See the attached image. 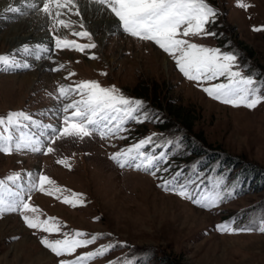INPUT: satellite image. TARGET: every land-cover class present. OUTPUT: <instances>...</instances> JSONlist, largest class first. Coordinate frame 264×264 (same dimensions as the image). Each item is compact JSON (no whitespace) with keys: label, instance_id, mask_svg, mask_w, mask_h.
Returning <instances> with one entry per match:
<instances>
[{"label":"rangeland","instance_id":"374dc122","mask_svg":"<svg viewBox=\"0 0 264 264\" xmlns=\"http://www.w3.org/2000/svg\"><path fill=\"white\" fill-rule=\"evenodd\" d=\"M35 1L23 4L20 13L0 10V55L14 54L20 63L31 65L11 71L0 67V116L23 110L34 120L60 128L63 113L57 111L62 107L55 98L57 89L60 85L75 87L84 80L98 81L104 87L114 85L126 97L143 101L144 106L137 113L141 122L131 120L125 125L127 131L120 133L124 139H101L94 134L82 141L59 140L52 145L57 150L49 154L0 152V180L14 172L43 173L68 190L58 194L61 199L40 192L32 193L31 198V203L44 213L41 219L51 216L62 223L61 233L31 229L19 213L0 218V264H59L61 259L74 258L101 245L113 247L89 264H161V256L178 264H264V233H222L217 228L225 223L235 228L258 227L264 217V187L260 188L264 181L234 193L237 186L233 175L229 178L228 174H220L214 165L202 169L197 155L185 149L186 143L199 144L251 162L264 171V102L249 109L212 99L195 82L187 80L158 46L119 29L101 44L99 34L84 24L92 33L95 48L85 52L56 49L51 23L44 18L45 33L51 37L46 45L52 50L51 58L41 55L36 59L23 49L12 50L1 37L23 17L33 23L37 11L28 4L43 6L42 0ZM207 2L217 11L215 22L206 26L215 35L194 38L193 42L236 54L244 75L252 76L258 87L264 84V30H254L264 28V0H244L251 5L246 9L238 6V0ZM74 30L82 29L76 26ZM59 34L80 44L90 42L69 30ZM93 55L97 58L92 59ZM61 64L64 67L60 68ZM23 76H28L25 81ZM220 82L226 81L221 77L205 86ZM260 94L264 95V88ZM79 98L76 94L71 97ZM72 111L69 109V115ZM158 124L161 129L156 127ZM32 130L39 131L35 127ZM149 136H153L154 144L146 146L145 151L158 154L162 149L156 145L164 144L167 153L155 175L127 165L121 167L111 159L112 154ZM65 158L71 168L57 162ZM176 173L182 174L176 177L181 184L195 181L188 189L193 199L218 194L222 202L212 209L203 208L160 186ZM23 183H27L26 175ZM73 193L82 194L83 204L73 207L63 202L64 196L73 198ZM74 231L89 234L86 238L102 235L94 244L78 249L73 257H57L41 243L45 235L60 239L63 232ZM149 253L155 258L144 262Z\"/></svg>","mask_w":264,"mask_h":264},{"label":"snow or ice","instance_id":"6c2138e0","mask_svg":"<svg viewBox=\"0 0 264 264\" xmlns=\"http://www.w3.org/2000/svg\"><path fill=\"white\" fill-rule=\"evenodd\" d=\"M82 3L85 10L91 6L96 9L98 15L111 17L115 21L112 25L114 29H119L141 42H151L158 46L175 62L179 72L187 80L195 82L196 86L202 88L212 99L249 109H254L264 102V95L260 94L264 84L258 87V82L252 76L244 75L239 69L236 54L222 53L218 48L193 42L194 38L215 35L209 32L206 26L215 22L217 11L207 0H42V7L36 3H30L28 7L35 9L50 21L56 49L85 52V49L95 48L96 44L91 42L92 33L83 23ZM238 6L245 9L251 7L244 0H238ZM6 11L20 13L21 9L9 7ZM71 16L79 19L73 20ZM76 26L82 30L75 31ZM61 29L69 30L78 37H86L90 42L80 44L68 39L66 35L61 36L59 34ZM254 30L261 31L264 28ZM23 51L40 59L41 54L47 53L49 49L46 45H36L33 49L24 45ZM96 58L95 55L92 56V59ZM0 67L11 71L16 68H30L31 65L20 63L13 54L0 55ZM62 67L63 64L60 65V68ZM55 70L58 71L59 68ZM221 77L226 82L205 86L206 83ZM73 94L80 98L71 99ZM55 98L62 102V107L57 110L58 113H63V125L60 128L34 120L32 115L23 110L0 116V152L9 155L13 152L49 154L57 150L52 145L59 140L70 138L82 141L94 134H98L101 139L107 137L124 139L120 133L127 131L125 125L129 121L141 122L137 113L144 106L143 101L126 97L114 85L104 87L95 80L80 81L75 87L60 85ZM65 100L70 102L63 103ZM69 109L73 110L70 115ZM33 127L39 131H33ZM49 129L50 133L47 131ZM153 136L112 154L111 159L121 167L127 165L155 175L156 171L160 170V164L166 161L167 153L162 150L155 154L144 150L146 146L154 144ZM156 147L163 149L165 145L159 144ZM57 162L68 168L72 166L66 158ZM25 175L26 184L23 183ZM181 175L176 173L172 180H165L160 186L166 191L176 192L184 199L192 200L194 204L203 208L212 209L222 202V197L218 194L193 199V194L188 189L195 181L181 184L176 179ZM65 191L68 190L58 186L56 181L43 173L14 172L0 180V218L7 213H19L31 229L48 234L61 233L62 223L51 216L41 219L44 213L31 203V198L32 193L40 192L61 199L58 194ZM72 197L64 196L63 202L73 207L83 204L82 194L73 193ZM217 228L222 233L246 231L264 233V219L256 228H235L231 223L217 225ZM101 235L94 234L86 238L89 234L81 231H74L71 234L63 232V238L50 239L45 235L41 238V243L57 257H73L78 249L94 244ZM112 247L113 245H101L93 251L75 255L74 258L61 259L59 264H89L90 261L104 256Z\"/></svg>","mask_w":264,"mask_h":264},{"label":"bare ground","instance_id":"6f19581e","mask_svg":"<svg viewBox=\"0 0 264 264\" xmlns=\"http://www.w3.org/2000/svg\"><path fill=\"white\" fill-rule=\"evenodd\" d=\"M32 1L35 0H4L3 2H0V10L6 12V9L9 7L20 8L26 2L29 3ZM35 2H37V0ZM81 12L83 16V23L86 24L92 32L99 34L98 42L102 44L104 40H107L109 34L114 31L112 25L115 23V21L111 17L98 15L94 7L89 6L87 10H85V5L83 3L81 4ZM32 18H34L33 23L29 21L28 18L23 17L20 19V22L12 25L11 28L7 30V32H5L1 37L2 41H6L7 44H10L12 50H18L19 48L22 50L24 45H28L29 48H34L36 45L49 44L51 37L46 35L44 30V26L47 25V21L44 19L46 17L41 13L36 12ZM26 29V33L22 35L20 32H24ZM26 77L28 76H23L22 80L25 81ZM26 240L28 239L25 238L23 241L26 242ZM44 255H47V257L51 258L48 253H45Z\"/></svg>","mask_w":264,"mask_h":264},{"label":"trees","instance_id":"16d2710c","mask_svg":"<svg viewBox=\"0 0 264 264\" xmlns=\"http://www.w3.org/2000/svg\"><path fill=\"white\" fill-rule=\"evenodd\" d=\"M128 123H130V121ZM156 127H158V129H161V126L159 124L156 125ZM182 143L185 142L182 141ZM164 148L162 149L163 151ZM185 149L190 150L192 155H197L198 162H202L198 163V166L202 167V169H208L209 167H213L214 165L218 168L220 174H228L229 178L231 177V175H233V178L236 181L234 182V187L237 186L234 190V193L243 191L245 187L260 186V184H262V182L264 181V171L251 162H245L240 158L226 155L218 151L206 149L203 146L194 143H186ZM262 187L264 186H260V188ZM200 196L201 195H199V197ZM262 218L264 219V217H261L260 219ZM153 258H155V254L149 253L147 256H144V262ZM158 259L161 264H178L168 256H161Z\"/></svg>","mask_w":264,"mask_h":264}]
</instances>
